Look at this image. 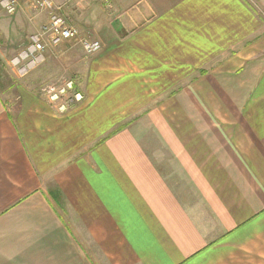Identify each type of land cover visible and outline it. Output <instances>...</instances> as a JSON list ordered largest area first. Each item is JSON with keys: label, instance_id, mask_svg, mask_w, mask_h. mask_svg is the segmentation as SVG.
Wrapping results in <instances>:
<instances>
[{"label": "crops", "instance_id": "obj_1", "mask_svg": "<svg viewBox=\"0 0 264 264\" xmlns=\"http://www.w3.org/2000/svg\"><path fill=\"white\" fill-rule=\"evenodd\" d=\"M92 1L108 92L0 94V264H264V1Z\"/></svg>", "mask_w": 264, "mask_h": 264}, {"label": "rangeland", "instance_id": "obj_2", "mask_svg": "<svg viewBox=\"0 0 264 264\" xmlns=\"http://www.w3.org/2000/svg\"><path fill=\"white\" fill-rule=\"evenodd\" d=\"M17 1L18 8L14 13L9 14L4 10L0 13V94L6 100H10L17 95L21 87L38 89L40 96H44L53 111L58 115H67L83 101L84 105H89L94 96L100 99L107 93L109 88L104 89L102 83L98 82L97 75L90 72L94 70L93 65L96 64L92 58L99 54L102 48L119 43L120 39L114 38V31L110 26L105 24L103 29L94 26L92 16L93 12H97L93 9L95 2L54 0L62 16L79 32L75 38L55 44L48 35H45L50 22L49 11L35 8L31 4L32 0ZM106 4H109L108 0ZM255 9L264 26V7L257 4ZM38 39L44 47L42 51L35 50ZM85 40L99 41L101 49L94 54H88L83 47ZM37 58L40 59L36 60ZM33 62L36 63L32 64ZM68 80L73 81L75 90L81 92L84 98L81 102L71 105L66 112L60 113L49 103L48 96ZM134 92L139 94H129L121 99L130 101L114 105L113 111L109 114L111 116L115 112L118 127L144 108L140 103L143 91ZM110 108L111 106H100L101 110L107 109V114Z\"/></svg>", "mask_w": 264, "mask_h": 264}, {"label": "built area", "instance_id": "obj_3", "mask_svg": "<svg viewBox=\"0 0 264 264\" xmlns=\"http://www.w3.org/2000/svg\"><path fill=\"white\" fill-rule=\"evenodd\" d=\"M32 5L35 8L48 10L50 13V22L47 27L46 34L55 44L63 43L75 38L79 32L77 28L70 25L62 16L60 9L55 5L54 0H32ZM18 8L17 0H0V13L2 10L11 14ZM83 47L88 54H94L101 49V44L97 40L83 41ZM44 47L40 43V39L36 42V51H42ZM37 58L36 60H39ZM36 62H33L34 64ZM81 92H77L72 80H68L58 88L55 92L48 96L49 103L53 105L54 109L60 113L66 112L71 105L79 103L83 100Z\"/></svg>", "mask_w": 264, "mask_h": 264}]
</instances>
